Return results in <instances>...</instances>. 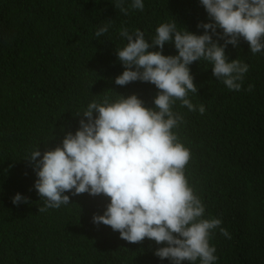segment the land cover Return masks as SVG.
Returning <instances> with one entry per match:
<instances>
[{
    "label": "trees",
    "instance_id": "obj_1",
    "mask_svg": "<svg viewBox=\"0 0 264 264\" xmlns=\"http://www.w3.org/2000/svg\"><path fill=\"white\" fill-rule=\"evenodd\" d=\"M132 2L122 0L125 14L117 0H0V264H172L154 254L165 244L130 243L93 223L110 202L103 194L65 192L70 203L40 212L45 198L28 159L36 149L43 155L60 145L75 127L74 134L82 118L87 122L82 113L92 101L135 94L154 107L159 90L152 83H115L124 70L117 50L128 42L122 29H138L151 43L162 23L200 35L205 30L197 25L210 22L200 0H142L143 10ZM104 25L108 31L96 37ZM213 40L224 43L216 35ZM224 50L229 61L249 66L240 90L213 76L212 62H192L197 93L188 99L205 112L175 100L172 111L183 120L173 131L190 150L185 176L204 205L202 218L221 220L209 239L213 264H264V50L253 54L243 37ZM162 54L177 55L174 43L166 42ZM17 193L27 202L13 204Z\"/></svg>",
    "mask_w": 264,
    "mask_h": 264
},
{
    "label": "clouds",
    "instance_id": "obj_2",
    "mask_svg": "<svg viewBox=\"0 0 264 264\" xmlns=\"http://www.w3.org/2000/svg\"><path fill=\"white\" fill-rule=\"evenodd\" d=\"M200 2L210 18V22L197 25L205 30L203 34L178 31L175 22L162 23L149 43L138 29L134 34L121 30L128 42L117 50L124 70L115 83H152L159 90L153 98L154 107L144 106L135 94L120 95L111 103L108 97L102 103L92 101L82 113L87 122L82 118L74 134L69 131L75 127L60 145L43 155L38 149L32 151L28 159L34 162V186L45 198L40 212L70 203L65 192L103 194L110 202L102 215H93V223L110 226L130 243L148 238L165 244L154 254L172 264L198 258L200 264L217 260L209 239L221 220L202 218L204 205L185 176L191 153L173 131L183 117L172 111V105L180 100L190 111L198 108L201 114L205 112L203 105L194 106L188 99L189 92L197 93L188 66L201 58L212 62L213 76L222 79L228 89L240 90L238 81L249 66L238 59L229 61L224 49L228 44L236 46L243 37L253 54L264 50V0ZM115 7L127 14L122 0H117ZM131 7L143 10L144 5L142 0H133ZM107 31L108 25H104L94 35L100 37ZM213 35L224 43L213 40ZM169 41L177 55L162 54ZM153 46L159 50L150 51ZM251 88L249 85L248 90ZM12 202H27V197L17 193ZM220 232L231 238L226 229L220 228Z\"/></svg>",
    "mask_w": 264,
    "mask_h": 264
}]
</instances>
